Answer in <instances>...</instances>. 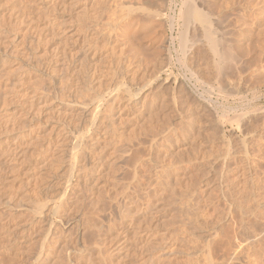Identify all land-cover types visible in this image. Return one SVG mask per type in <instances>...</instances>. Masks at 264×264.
I'll return each instance as SVG.
<instances>
[{"label": "rangeland", "instance_id": "rangeland-1", "mask_svg": "<svg viewBox=\"0 0 264 264\" xmlns=\"http://www.w3.org/2000/svg\"><path fill=\"white\" fill-rule=\"evenodd\" d=\"M246 2L264 25V0ZM183 4L0 0V264H190L207 235L219 252L249 169L264 185V66L231 24L218 67L178 53L181 30L200 34ZM154 17L166 51L120 36Z\"/></svg>", "mask_w": 264, "mask_h": 264}, {"label": "bare ground", "instance_id": "bare-ground-1", "mask_svg": "<svg viewBox=\"0 0 264 264\" xmlns=\"http://www.w3.org/2000/svg\"><path fill=\"white\" fill-rule=\"evenodd\" d=\"M188 1H192V0H186V1L184 0V4H183L182 8L180 7L181 8L180 12H178V14L180 13L181 20H182V18H184V20H182L183 21L182 25L184 26V28L186 27L184 25V24H186V20H185L186 16L185 15H187L186 13L188 12L189 13V16H188L189 18H187L188 19L187 20L188 25H190L189 22L192 21V25H194L195 31L199 30L200 34H196V35L194 34L195 36H193V39H191L189 41L190 38H188L187 33L185 32V30L187 28L184 29L183 31L181 30L179 32V35H178V39L180 41V44H178V47H180V50L182 52L179 51L178 53H182V54L184 53L183 55H186L188 52L190 53L192 48H195V55L196 54L198 55L201 52H203L206 55L209 54L210 55V59L212 60V62L216 66L219 65V61L221 62V59L225 56L226 50L228 52L230 50H232V49H229V45L227 44L228 32L230 30L227 31L228 29H226V27H227V25L228 26L233 25V27H232L233 28V31H232L233 33L229 32L230 34L232 33L231 35H233L232 36L233 37V41L232 40L231 41L233 42L232 46H234L235 48H233V47L232 48L233 49H238V50L240 49L241 52L243 53L244 50L241 48L243 46V43H244L243 40L244 39L245 40L246 39H250L251 40V39H253V37L255 38L257 36L258 39H256V41H254V42H257L256 47H255V44H252V45L249 44L250 40L248 41V44H246V46L249 45L248 49L250 48V46L251 47L254 46V49L255 48L256 49L255 50L250 49V51L252 50V51H255L256 53H257L256 50L259 49L258 54H256L254 52L256 54V56H257V57L255 56V58H257V60H259L258 62L262 63L261 65L264 66V30L262 29V28H264L263 27L264 25L261 24V22H260L261 21L260 18H259L260 14L258 13L257 6L256 7L253 6V8H251V13H250V15L248 17L249 21L246 22V19H245L246 15L244 14V9H245L244 7L245 6L243 5L244 4L243 2L244 1L246 2V0H217V1L214 0L215 1V5H214L213 8L212 7L211 8H206L207 7L206 5H205L206 7L203 6L202 4H204V3L201 4V2H203L205 0H203V1L199 0L200 3L197 2V0L196 1L194 0V1H192V5H189V6L186 5ZM257 1L258 0H256V3H257ZM250 2H252V5H254L253 4L254 3L253 0H250ZM182 3H181V5H182ZM212 3L214 4V2H212ZM189 4H191V2H189ZM185 6H188V7L184 8ZM247 8L250 9L248 6H247ZM186 9H188L187 12H186ZM184 10H185V14H184ZM129 11H134V9L131 7L129 9ZM261 14H263V13H261ZM182 15H183V17H181ZM176 19L180 20V19H178V15H177ZM158 20L160 21V19H158ZM170 24H171V19H170ZM229 24H231V25H229ZM183 26H182V28H183ZM165 27L166 26H164V23H162L161 21L157 22V19H155V17H154V19L150 18L148 23L145 24V25H138V24L136 25L134 23V20H131L129 23L123 22L119 26V31H120V36H123L124 40L127 42V44L129 46H133V45L135 46V44L137 45L138 41L137 42H135L136 40L134 41V39L137 38V39H139L138 44H139V46H141L139 48L143 49L142 46L149 43L146 48L152 49L155 53L156 52L157 53L158 52L162 53L166 49L167 43L169 44L170 41L174 40V39H172L170 37L172 35L169 36L170 38L168 37L167 28H165ZM190 27H193V26L190 25ZM145 42H146V44H145ZM224 44L225 45L227 44L228 47L226 48L224 46ZM168 48H167V51H168ZM178 49L179 48H177V51H178ZM189 49H191V50L189 51ZM245 51L249 52L248 54H250V51H248L246 48H245ZM192 52L193 51H191V53ZM236 52H238V51H236ZM174 53H176V52H174ZM238 53H240V52H238ZM168 54H170V53L168 52ZM182 54H181V56H182ZM190 55H188V56H190ZM226 55L229 56V54H226ZM169 56L170 55H168V57ZM183 57H185V56H183ZM232 57H231V59H232ZM237 57H239V56H237ZM170 59L168 58V60H170ZM177 59H180V58H177ZM187 59H184V61L187 60ZM224 59H226V58L224 57ZM224 59H222V60H224ZM197 61H198V59H197ZM239 61H240V59H239ZM252 61H254V60H252ZM226 63H227V61H226ZM222 64H223V62H222ZM208 65H209V63H208ZM234 65H236V64H234ZM209 69H211V68H209ZM192 70H194V69H192ZM195 75H196V73H195ZM216 76H217V74H216ZM234 79H235V77H234ZM224 83H222V84H224ZM209 94H210V92H209ZM225 94H227V93H225ZM109 106L111 107L110 110H112L113 104H111ZM246 145H248V144H246ZM247 156H249V155H247ZM247 156L245 157V160L248 163V161H250V159ZM252 159L254 161V159H256V158L252 157ZM254 162H257V161L255 160ZM251 171H253V170H251ZM134 172H132V173H134ZM249 175L251 177V182H252L251 184L253 186H252V188L250 187L251 188L250 191L248 190V192H250V195L247 196V200L246 201L242 200L239 203V209H240L239 217L237 218L231 212L228 213L226 216L217 217V218H219L218 219V223L219 224L224 223V222L225 223L229 222V225H230V231H228L225 241L222 243L220 249L218 250L219 252L216 255L213 253V250H211V247H210V241L212 240L211 238H213V237L211 235H207L206 239H208L209 241L206 244L205 249L203 251H200V252L194 251L193 252L194 259H193V261L190 264H201L203 259H205V264H264V188H262L264 185L261 183L263 186H260L258 184L259 182H257V181L255 182L254 181V179L255 180L257 179L256 178L257 176L254 177L257 174L253 173V172H250V169H249ZM241 178H242V176H241ZM131 179H134V178H131ZM66 184H67L68 187L71 185L69 180H68V182ZM246 184H249V180H247V178H246ZM251 184H249V185H251ZM242 186H244V185H242ZM245 187H247V185L244 186V188ZM245 189H243V187H242L243 191ZM138 198H139V196H138ZM109 206H111V205H109ZM216 234H218V232L215 230L214 235H216ZM198 235L199 234H196V235L194 234V236H198ZM38 259H40V258H38Z\"/></svg>", "mask_w": 264, "mask_h": 264}]
</instances>
